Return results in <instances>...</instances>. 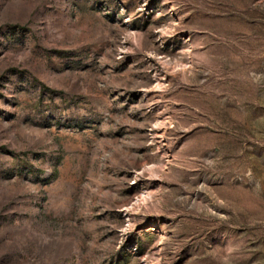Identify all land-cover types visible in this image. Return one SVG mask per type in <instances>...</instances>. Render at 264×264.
<instances>
[{
	"label": "rangeland",
	"instance_id": "1",
	"mask_svg": "<svg viewBox=\"0 0 264 264\" xmlns=\"http://www.w3.org/2000/svg\"><path fill=\"white\" fill-rule=\"evenodd\" d=\"M0 264H264V0H0Z\"/></svg>",
	"mask_w": 264,
	"mask_h": 264
}]
</instances>
